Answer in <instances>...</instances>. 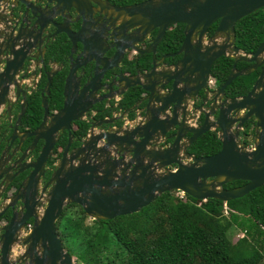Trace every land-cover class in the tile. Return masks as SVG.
<instances>
[{"label": "water", "instance_id": "obj_1", "mask_svg": "<svg viewBox=\"0 0 264 264\" xmlns=\"http://www.w3.org/2000/svg\"><path fill=\"white\" fill-rule=\"evenodd\" d=\"M73 1L80 3L13 0L8 15L0 12V107L8 114L18 110L13 124L0 115V264H73L56 225L70 204L92 219L109 220L138 212L164 192L226 202L264 184V40L246 53L235 45L234 31L238 20L264 8V0H143L126 6L106 1L110 7L100 12L114 16L125 48L152 54L150 69L131 75L110 73L122 57L117 45L90 55L86 42L77 40L82 46L76 54L82 27L75 32L71 24L84 17ZM176 24L183 25L179 48L157 59V47ZM58 34L70 44L60 107L52 104L50 88L59 72L50 56ZM145 41L146 47H139ZM111 49L114 55L106 56ZM174 56H180L176 62L164 61ZM222 56L233 64L215 89L208 80ZM29 57L35 69L20 74ZM238 62L249 65L238 69ZM256 70L246 94H227L232 80ZM37 71L46 82L39 96L42 116L32 128L22 118L35 92L29 94L21 81L30 83ZM135 87L141 89L136 103L119 117H108L106 103ZM139 106L143 119L124 125V116ZM85 117L88 130L77 138L75 128ZM200 117L197 126L188 123ZM212 129L221 143L216 153L188 151ZM55 149L59 158L49 164ZM233 181L244 183L224 187ZM28 221L30 231L21 235Z\"/></svg>", "mask_w": 264, "mask_h": 264}, {"label": "trees", "instance_id": "obj_2", "mask_svg": "<svg viewBox=\"0 0 264 264\" xmlns=\"http://www.w3.org/2000/svg\"><path fill=\"white\" fill-rule=\"evenodd\" d=\"M119 1L135 4L143 0ZM182 27L177 24L166 32L158 46L159 53L178 49L183 37ZM214 28L215 25L210 27V34ZM234 31L235 45L246 53L254 51L264 40V8L238 20ZM57 52L64 55L67 46L59 47ZM144 62V66H150ZM232 64L233 59L225 56L214 62L211 75L217 85L224 82ZM246 65L239 62L236 66L243 68ZM257 75L258 70L236 77L226 87L227 94L231 97L246 94ZM44 82L42 74L37 92L29 99L25 122L31 127L38 124L39 96ZM62 86L63 75H56L51 85L52 104L56 107L61 105ZM140 95L138 87L128 90L115 109L129 108ZM128 116L132 118L133 113ZM87 128V123L78 122L75 137L84 136ZM63 143L59 142L58 146ZM220 146L216 131H207L189 146L188 151L196 156H206L216 153ZM54 153L57 157L60 155L56 149ZM55 160L53 157L49 164ZM243 183L233 181L224 187L232 188ZM174 192L162 193L138 212L109 220L91 219L89 224L79 205L66 206L62 219L56 224L64 249L74 257L75 264H263L264 184L226 202L214 198L199 200L187 194L176 197ZM233 225L244 233L235 242L229 238V229Z\"/></svg>", "mask_w": 264, "mask_h": 264}, {"label": "flooded vegetation", "instance_id": "obj_3", "mask_svg": "<svg viewBox=\"0 0 264 264\" xmlns=\"http://www.w3.org/2000/svg\"><path fill=\"white\" fill-rule=\"evenodd\" d=\"M9 1H11V4H13V0H9ZM9 1H6V2H9ZM79 1H80V3L78 2V4L76 1H73V2H75L79 7H81L80 9L82 11V16L84 17V19L82 21L81 20L82 17H79L76 22H72V24H71V28L75 32H78L82 27V30L78 34H76V38H75L76 54H78L81 51V46H82L81 43H79L77 40L86 42L87 48H88L87 50H89L90 55H95L96 53H98L101 50L102 46H104V49H105V48L110 47L111 45H117V46H119L120 50H122V57L120 58V61L117 63L119 65V67L112 68L110 73H112L113 75H117L118 73H121L123 75H131V74H135L137 70L139 71V73H141L142 71L150 69L151 66H149V67L144 66V63H145L144 60L146 61V63L151 64L152 54H146V53L139 54L135 50L125 48L124 45L126 44V40L120 36L122 31H119L116 29L119 27V24L117 23V21H114V16H111V15L107 14L106 12L105 13L100 12V10H101L100 7H105L106 9L108 7H110V5L104 4L106 1H108L109 4L114 5V6H126V5H131V4H124L123 2H120L119 0H79ZM82 1H84V5H82L83 4ZM49 7L50 6L48 5L47 8L49 9ZM75 17H76V15H72L71 20L73 21V19H75ZM176 25L171 26L168 30H170V29L173 30V28ZM130 31H131V29L126 31L124 33V35L128 34ZM155 31H152L151 33H149L146 36L147 40L151 39L154 36ZM182 31H183V27H182ZM115 36H116V38H115ZM54 42H55V49L56 50L59 47H61L62 45L67 46L68 49L70 48L69 41L67 40L65 34H58L54 38L53 43ZM138 45H139V47L144 48V47H146L147 42L145 41L144 43H140ZM115 51H116V49L115 50L111 49L105 55L108 57H111L112 55H114ZM175 51H177V50H175ZM175 51L167 52V53H159L158 47H157V49L155 51V56L157 57V59H159L163 55L168 54V53H173ZM56 53H57V58L51 54L53 57V62H54L53 67L59 72L64 71V74H65L67 57H68L69 52H68V54L66 53V55H63L61 59H59L60 57L58 55V52H56ZM146 56H148V58H146ZM179 57L180 56L170 57V58L165 59L164 61L167 64L174 63L179 59ZM169 59H171V61H168ZM246 64H247L246 66L249 65V63H246ZM238 69H241V68H238ZM64 74L59 73L58 75H64ZM108 74L109 73H107V75ZM210 77H212V75H210ZM45 82H46V79H45ZM45 82H44V84H45ZM51 85H50V88H51ZM209 86L217 89L220 85H217V83H215L214 85L209 84ZM43 87H44V85H43ZM62 88H63V86H62ZM110 95H113V93H111ZM136 101H135V103H136ZM107 105H108L107 115H109L108 117H110V116H112L111 114H113L112 107L114 105V100L111 99L108 103H106V106ZM131 107L132 106H130L127 109H130ZM189 107H190L189 109H193V106L190 105ZM139 109H142V106H140ZM130 113L131 112H129L128 114H130ZM39 114L42 116L41 112ZM121 114H122V111L119 114H115L114 117H119ZM0 115L6 116L7 118H9L10 122L13 124L16 120V115H18V110L16 112L13 111L12 114H11V112H10V114H8L7 112H5L4 107H0ZM26 116H28V114L25 113L23 115V118H22V120L24 122H25V120H27ZM6 117H4L5 118L4 120H6ZM189 120H191L195 124H198V123H200V121H202V117L195 118V119H189ZM38 122H39V120H38ZM25 126H26V124H24V127ZM27 127H31L29 123L27 124ZM76 130H77V127L75 128V131ZM64 140H65V135L63 136V141Z\"/></svg>", "mask_w": 264, "mask_h": 264}, {"label": "clouds", "instance_id": "obj_4", "mask_svg": "<svg viewBox=\"0 0 264 264\" xmlns=\"http://www.w3.org/2000/svg\"><path fill=\"white\" fill-rule=\"evenodd\" d=\"M0 2H3L4 4H5V11H0L3 15H8V13H9V11H10V6H11V3H10V1L9 2H6V1H3V0H1ZM63 46V45H62ZM65 46V45H64ZM68 51H69V49L67 48V54H68ZM57 50L55 49V43H54V45H53V47H52V49H51V52H50V56L52 57V55H54L56 58H57ZM66 53H64V55H66ZM52 54V55H51ZM59 55V54H58ZM62 56H63V54L62 55H59V59H61L62 58ZM52 61H53V57H52ZM54 66V62H52V64H51V67H53ZM54 68V67H53ZM33 69H35V67H34V59L33 58H28L25 62H24V67H23V69L20 71V74H22V73H24V72H27V75H29L30 74V72L33 70ZM55 69V68H54ZM56 70V69H55ZM64 74V71H61V72H58V74ZM42 74L44 75V72L43 71H40V72H36V77H34L32 80H30V83H28V80L27 79H24V80H22L21 81V83H25V84H28V87H29V94H32L33 92H37V89H38V85H39V82H40V80H41V77H42ZM209 79H211L212 80V84L214 85L215 83H216V80H215V78L212 76V77H210ZM209 81V80H208ZM208 85H209V82H208ZM10 87H13L12 85L10 86ZM42 89H43V87H42ZM42 89H41V91H42ZM40 91V92H41ZM28 95V94H27ZM123 96V95H122ZM122 96H117V98L116 99H114V103H116L117 104V102L121 99V97ZM139 99V98H138ZM140 108V106L138 107V108H136L133 112H131V113H133V117L132 118H130L128 115V117H129V119L128 118H126V116H124V118H123V121H124V125H127V124H129L130 122H132V121H135L136 120V113L139 111L140 112V116H141V119H139V120H136L137 122L138 121H140V120H142L143 119V110L142 109H139ZM118 110H120V112L121 111H123L124 109H120V108H118V109H113V112H118ZM91 115H94V111L92 112V114ZM107 116H109V115H107ZM113 116H115V115H113ZM90 117V116H89ZM89 117H85V119H84V122L85 123H88L89 122ZM188 123L189 124H191V125H193V126H197L198 124H195L194 122H192L191 120H189L188 121ZM209 131H216V134H217V129H212V130H209ZM243 132H244V130H243ZM83 137V136H82ZM217 137H218V135H217ZM246 145L248 146V147H251L252 146V141L251 140H247V142H246ZM58 152H60V150L59 149H56ZM55 154V153H54ZM53 157H56V159L57 158H59V156L57 157L56 156V154L53 156ZM52 159V158H51ZM238 186V185H237ZM175 191H178V190H175ZM179 193L180 192H182V191H178ZM184 195H185V193L184 192H182ZM182 197H184V196H182Z\"/></svg>", "mask_w": 264, "mask_h": 264}, {"label": "rangeland", "instance_id": "obj_5", "mask_svg": "<svg viewBox=\"0 0 264 264\" xmlns=\"http://www.w3.org/2000/svg\"><path fill=\"white\" fill-rule=\"evenodd\" d=\"M116 107V105H115V103H114V105H113V109ZM111 115H113V114H111ZM126 118H128L129 119V117L128 116H126ZM88 130V129H87ZM87 130H86V132H87ZM85 136V135H84ZM83 136V137H84ZM82 137V138H83ZM249 140H251L250 138H249ZM174 194H175V196L176 197H181V194L178 192V191H176V192H174ZM65 210V209H64ZM68 211V210H67ZM66 211V212H67ZM64 212V211H63ZM62 215H63V213H62ZM61 215V216H62ZM62 219V217H60L59 218V221ZM91 217H88L87 216V218L85 219V221H86V223H88L89 224V222H91ZM229 232L231 233V234H229V238H230V240L232 241V242H235L238 238H240V237H242L243 235H244V233H243V231H242V229H240V228H236V226L235 225H233L230 229H229ZM64 242H65V240H64ZM67 243H69V244H72L71 242H67ZM72 259H73V264H75L76 262H75V259H74V257H72ZM262 263L264 264V260H262Z\"/></svg>", "mask_w": 264, "mask_h": 264}, {"label": "built area", "instance_id": "obj_6", "mask_svg": "<svg viewBox=\"0 0 264 264\" xmlns=\"http://www.w3.org/2000/svg\"><path fill=\"white\" fill-rule=\"evenodd\" d=\"M0 11H5V4L3 2H0ZM208 82H209V84H212V80L211 79H209ZM115 105H116V103H115ZM119 113H120V110H118V112H113V115L119 114ZM139 119H141V116H140V112L138 111L136 113V120H139ZM180 194H181V197L184 196V194L182 192H180ZM30 228H31V221H28L25 224L24 228L22 229L21 235L27 234L28 231H30Z\"/></svg>", "mask_w": 264, "mask_h": 264}]
</instances>
